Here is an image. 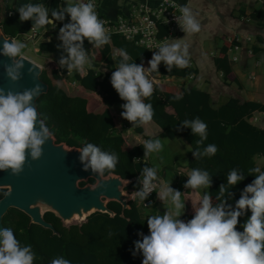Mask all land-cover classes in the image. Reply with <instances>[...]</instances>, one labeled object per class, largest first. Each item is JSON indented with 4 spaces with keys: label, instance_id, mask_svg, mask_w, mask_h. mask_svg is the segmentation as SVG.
<instances>
[{
    "label": "clouds",
    "instance_id": "clouds-1",
    "mask_svg": "<svg viewBox=\"0 0 264 264\" xmlns=\"http://www.w3.org/2000/svg\"><path fill=\"white\" fill-rule=\"evenodd\" d=\"M64 5L49 11L45 4L27 3L16 10L19 20H31L32 29L36 31L48 25L54 27V21L62 22L67 15L69 21L59 28L57 36L61 42L58 48L63 53L58 67L66 68L67 72L83 73L85 64L91 63L83 47L84 40L101 47L110 42V35L104 22L98 18L94 0L87 3L74 0ZM178 7L181 15L176 17V22L181 30L190 35L200 32L201 24L193 10L188 6ZM25 47L24 43L9 40H3L0 47V55L11 60L10 64L4 65V72L12 82L21 79ZM117 52L122 59L111 74L110 84L124 101L121 117L132 124H147L152 121L154 111L152 104L145 103V99L152 96L154 86L146 70L149 74L158 72L161 62L168 71L173 66L187 67L188 44L177 41L157 45L147 68L143 64L129 62L131 57L126 50L118 49ZM260 62H264V57ZM40 93L39 84L20 92L0 88V172L20 175L27 159L36 161L42 156L43 145L53 135L45 121L39 118L34 104ZM175 99H182V95ZM183 128H190L193 135L199 136L197 147L192 151L195 159L216 154V145L204 146L208 126L199 117L184 120L177 131ZM143 149L147 157L162 151L163 144L160 139H148L143 142ZM77 151L83 170L90 169L98 176L113 171L119 160L115 152L103 151L93 143H86ZM249 175L255 178L245 186L234 206L225 198L227 186H234L244 179L242 171L235 168L226 175L227 185L219 186L216 196L219 202L213 205L210 193L205 192L192 218L185 221L180 219L185 208V202L181 200L183 193L172 188L170 183H160L157 169L145 165L137 179L140 187L132 192V198L144 203L155 192L158 200L167 201L171 207L165 209L163 215L146 218L148 234L138 233L141 239L134 242L133 255L139 253L142 256L141 264H264V170L253 168ZM186 177L185 189L211 187V175L206 170L191 169ZM246 211L251 215L242 225L243 230L239 231L238 218ZM34 259L30 245L21 246L10 228H0V264H34ZM50 264H71V261L60 256L51 259Z\"/></svg>",
    "mask_w": 264,
    "mask_h": 264
},
{
    "label": "trees",
    "instance_id": "trees-1",
    "mask_svg": "<svg viewBox=\"0 0 264 264\" xmlns=\"http://www.w3.org/2000/svg\"><path fill=\"white\" fill-rule=\"evenodd\" d=\"M259 14L261 16H259ZM256 17H264V8L254 13ZM0 29L8 36L22 38L27 31L24 22L19 16L13 14L0 22ZM167 32L161 28V34ZM112 45L117 49H124L131 57L129 62L139 63L149 56V51L135 46L123 40L118 35H112ZM61 42L41 41L38 44L40 52L51 53L61 57L62 49L58 48ZM228 43L220 50L215 58L216 69L227 77L230 76V67L226 56ZM109 52L108 44L99 47L96 58L101 59ZM122 58L116 61L119 64ZM50 72L42 70L40 78L48 85L46 93L41 94L36 100V106L47 127L52 132L56 143H65L69 147L82 148L86 143H93L103 151L115 152L119 157L113 171H106L104 175L113 173L124 180L134 179L126 189L137 190L140 185L137 179L141 169L148 163L144 162V149L142 145L128 148L122 137L111 131L112 119L107 110L102 114L90 112L87 108V100L81 96L68 95L54 81L61 79V69L50 65ZM160 72L162 76L186 77L195 73L186 67L173 66L168 71L163 64ZM99 70L90 69L84 76L74 73L73 79L78 82L79 90L97 91L108 102L124 103L110 84L111 75L103 78ZM75 91V90H72ZM182 95V99L175 97ZM160 96L162 98H160ZM164 100V101H163ZM145 103L153 106V120L163 129L165 136L173 138L182 136V139L190 145L191 153L188 158V168L206 170L211 175L212 183L208 189L212 197L213 205L217 204L216 196L221 184L227 185L226 175L231 169L242 171L244 179L234 186H227V203L235 205V201L246 185L255 178L249 175V170L257 168L254 161L256 155L264 157V129L253 125L252 114L256 110H264V106L253 101H239L235 98L228 99L224 104L215 106L205 91L191 88L184 91L181 88L154 85L151 97L145 99ZM169 104L175 111V115L165 112V105ZM199 117L207 128V139L204 146L216 145L218 151L214 156H203L195 159L192 151L196 149L198 135H193L190 128L179 131L180 124L184 120H192ZM127 121V120H125ZM135 129L140 132V124H135ZM203 147V146H202ZM201 147V150H202ZM150 167V166H149ZM264 170V166L261 167ZM93 183V179H89ZM80 185H84L81 182ZM5 189L0 188V198L5 194ZM230 194V198H228ZM186 211L180 217L189 220L193 216L195 205L189 201ZM129 207L122 210L117 202H109L108 208L114 211L111 217L107 213L94 212L80 225L69 227L51 212L44 213V219L50 222L56 233L30 222L29 217L23 212L10 208L3 216L4 228H10L21 246L30 245L35 254L34 264H50L51 259L63 256L71 261V264H141L142 256L135 250L134 242L140 240L138 233L148 234L146 218L142 217L138 199L130 200ZM250 211L238 218L237 230L242 231V225L250 217Z\"/></svg>",
    "mask_w": 264,
    "mask_h": 264
},
{
    "label": "crops",
    "instance_id": "crops-1",
    "mask_svg": "<svg viewBox=\"0 0 264 264\" xmlns=\"http://www.w3.org/2000/svg\"><path fill=\"white\" fill-rule=\"evenodd\" d=\"M159 1L160 0H101L100 10L105 18L115 20L118 16H128L130 8L134 4L145 2L154 7ZM175 1L180 6H188L192 9L196 14L197 20L201 24L200 32L191 35L183 33L175 37H170L167 41L169 43L178 41L181 44H188L189 64L186 68L195 71V73L186 77L162 76L160 68L158 72L150 73L153 86H171L181 88L184 91L197 88L205 91L216 107L224 104L230 98H235L239 101H253L264 106V62H260L261 57H264V17H256L254 15L257 10L264 8V0ZM27 3L45 4L49 8V11L56 9L58 6L62 7L65 6L64 4H67L66 2H60L58 0H0V22L8 17L7 14L9 11L19 16L16 9ZM49 15L51 16L50 13ZM259 16L261 15L259 14ZM65 22L66 20L62 22L54 21V27L48 25L39 29L41 33L40 36L45 37L48 35L52 38L49 42H60L57 36L59 28ZM24 24L27 27V31H25V33H27L30 26H32V21H24ZM234 35L240 38V50L237 52L232 50L233 44L230 42V38ZM41 41L48 42L40 38L35 47L38 52H40L38 44ZM225 43L229 45L226 51L230 67L229 77L225 76L223 72L218 71L215 65V58L220 54V50ZM108 46L109 52L105 56L98 60L96 58L95 62H91L95 66H85L88 70H99V72L102 73L101 78L106 74L111 75L118 67L116 60L120 56L116 58L112 56L111 49H118L112 45L111 38ZM47 54L49 55L46 57L45 64L47 61H49V63L51 62L49 58L52 55L54 63L56 64L55 68H57L60 57H56L51 53ZM233 56H237V61H231V57ZM145 59L146 58L139 64L148 65ZM57 69H61V71L66 70V68L60 67ZM72 72L73 75L74 73H78L77 71ZM74 93L87 100V108L90 112L95 114H102L105 110L109 112L112 119L111 131L120 135L128 148L139 145L143 146V142L148 139H160L163 144L162 151L149 154L143 161L148 163L150 167H155L157 169L160 183L161 181L162 183H170L172 188L183 193L181 196L182 202H185L183 213L186 211L189 201L195 205V209L199 206V200L202 196L200 191H204L205 189L193 190L183 187L187 180L186 176L190 172L188 168V158L191 153V148L190 145L182 139V136L173 138L165 136L162 127L153 119L147 124H140L141 131L137 132L134 124L125 121L121 117V112L123 111L121 108L122 103L113 101L108 102L107 100L110 99L103 97L97 91L75 90ZM160 98L162 97L160 96ZM164 107L166 113L173 116L175 115V111L169 104ZM249 121L253 125L264 129V110L254 111ZM254 161L257 167L261 168L264 166V157L256 155ZM133 180L134 179L126 180L125 187ZM127 191L132 193L135 190L127 189ZM131 200L134 199L132 198ZM156 203L162 204L161 201L156 199V201H153L152 206H156ZM160 207V209H163L162 206ZM153 211L161 213L156 209Z\"/></svg>",
    "mask_w": 264,
    "mask_h": 264
},
{
    "label": "water",
    "instance_id": "water-1",
    "mask_svg": "<svg viewBox=\"0 0 264 264\" xmlns=\"http://www.w3.org/2000/svg\"><path fill=\"white\" fill-rule=\"evenodd\" d=\"M3 40L14 41L0 29V47ZM23 59L25 61L21 69V79L12 82L4 72V65L10 64L11 60L0 55V88L20 92L39 84L40 95L46 93L48 85L40 78L42 67L24 55ZM38 97L34 100L35 106ZM37 112L41 119L38 109ZM79 149L69 147L63 142L56 143L52 135L43 145L42 156L36 161L27 159L20 175L13 176L7 171L0 172V188L5 189V193H10L0 198V228H4L2 218L10 208L23 212L31 223L53 233H56V230L44 219L45 212L53 213L65 224L75 221L73 218L76 214L78 216L85 214L82 220L76 219L79 223L94 212L107 213L113 217L114 211L107 206L111 201L119 203L122 210L128 208L132 193L124 191L126 180L113 173L98 176L90 169L83 170V165L79 161L80 153L77 151ZM89 179L94 180L93 185H80Z\"/></svg>",
    "mask_w": 264,
    "mask_h": 264
},
{
    "label": "built area",
    "instance_id": "built-area-1",
    "mask_svg": "<svg viewBox=\"0 0 264 264\" xmlns=\"http://www.w3.org/2000/svg\"><path fill=\"white\" fill-rule=\"evenodd\" d=\"M58 1L66 3L74 2V0ZM83 2L87 3L88 0H83ZM94 3L96 5L98 18L104 22V27L110 37L112 35H118L123 40L149 51V56L145 59L147 62L151 59L153 52L156 51L157 45L166 43L170 37H175L184 33L176 22V17H179L181 13L178 7L180 5L175 0H160L154 7L145 2H139L131 6L128 16H118L115 20L107 19L102 15L100 10L101 0H94ZM7 15L10 17L13 15V12L9 11ZM68 21L69 18L65 23ZM162 27H165L167 30L165 34L160 33ZM40 35L41 33L39 30H33L32 26H30L29 31L25 34L23 33L22 37L31 43H38L40 38L48 42L52 40L48 35L45 37H41ZM13 39L16 42V39ZM230 42L233 44L232 50L236 52L240 50V38L237 35L232 36ZM83 47L87 51L90 61L95 62L96 56L99 53V47L90 44L86 39L84 40ZM34 50L36 51L37 49ZM111 54L115 58L119 56L117 50L113 48L111 49ZM231 61H237V56L231 57ZM46 64L48 65L49 61H47ZM162 65L163 62L158 66V70ZM143 66L146 68L149 67V65L144 64ZM84 69L85 71L83 73L77 71L80 76H84L88 73L89 70L86 69L85 66ZM60 75L61 79L59 81L64 83L67 88L79 90L80 87L78 82L73 79V72H67V70L60 71ZM146 75H148V78L152 81L147 70ZM153 193L142 203L143 207H151L152 200L149 198Z\"/></svg>",
    "mask_w": 264,
    "mask_h": 264
},
{
    "label": "rangeland",
    "instance_id": "rangeland-1",
    "mask_svg": "<svg viewBox=\"0 0 264 264\" xmlns=\"http://www.w3.org/2000/svg\"><path fill=\"white\" fill-rule=\"evenodd\" d=\"M68 19V17H65V20H67ZM64 20V21H65ZM16 42H21V43H24L25 45H26V47L23 49V55H26L27 57H29L30 59H32V60H34L35 62L37 61L38 62V64L40 65V66H42V70H46L48 73L50 72V66L49 65H51V64H53V66L54 65H56L55 63H54V60H53V57H52V55H51V57L49 58L50 60H51V62L47 65V64H45V60H46V57L49 55V54H47V53H44V52H38V51H35L34 49H35V47L37 46V43H30V42H28L26 39H22V38H18L17 40H16ZM36 62V63H37ZM47 63V62H46ZM89 65H91V66H95L94 64H88V63H86L85 64V66H89ZM57 67V66H56ZM57 85H59L60 87H62V89H64L67 93H68V95H73V93L75 92V91H72L70 88H67L66 86H65V84L64 83H62L61 81H54ZM61 82V83H60ZM59 83V84H58ZM127 182V181H126ZM161 183H162V181H161ZM84 184H91V185H93L91 182H89V180H86V181H84ZM125 184V183H124ZM127 187V186H126ZM126 187H124V191L126 192V193H129L128 191H127V189H126ZM201 192V195H203L205 192H208V189H205L204 191L203 190H201L200 191ZM157 196H156V193H154L153 194V196H151L149 199H151L152 200V205H153V201L155 200L156 201V198ZM160 201V200H159ZM151 205V207H143V204H142V202H140L139 200H138V206H139V211H140V213H141V215H142V217H144V218H147L148 216H151V215H158V214H161V215H163V213H164V211H165V209H167V208H170L171 207V205L167 202V201H165V202H162V204H160V203H156V206H152ZM189 205H191L190 204V202H189ZM160 206H162V208L163 209H160L161 207ZM154 209H156L157 211H160L161 213H156V212H154L153 210ZM82 222H84V221H82ZM82 222H80V223H82ZM80 223L78 222V221H72L71 223H65V225L64 226H66V227H69V226H71V225H80Z\"/></svg>",
    "mask_w": 264,
    "mask_h": 264
},
{
    "label": "bare ground",
    "instance_id": "bare-ground-1",
    "mask_svg": "<svg viewBox=\"0 0 264 264\" xmlns=\"http://www.w3.org/2000/svg\"><path fill=\"white\" fill-rule=\"evenodd\" d=\"M85 216V214H83L82 216H78L77 214L74 216L73 220H82L83 217Z\"/></svg>",
    "mask_w": 264,
    "mask_h": 264
}]
</instances>
